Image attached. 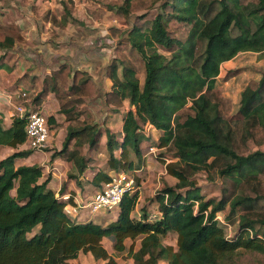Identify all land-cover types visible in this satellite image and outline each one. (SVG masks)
Returning a JSON list of instances; mask_svg holds the SVG:
<instances>
[{
    "label": "trees",
    "instance_id": "trees-1",
    "mask_svg": "<svg viewBox=\"0 0 264 264\" xmlns=\"http://www.w3.org/2000/svg\"><path fill=\"white\" fill-rule=\"evenodd\" d=\"M108 7L110 18L125 26L110 28L117 56L109 67L113 88L107 96L116 107L130 102L124 137L93 124L87 108L95 90L91 77L77 71L71 84V71L63 65L32 101L52 87L70 121L62 149L53 157L68 161L76 169L69 177L78 178L91 161L82 153L84 144L98 150L106 134L112 170L132 173L155 148L157 161L176 184L157 191L154 218L133 214L137 190L124 194L118 217L109 224L77 221L49 187L51 177L41 181L42 166L16 165L32 150L14 152L0 159V264H67L81 252L118 264L104 239L116 253L128 252L133 262L125 264H241L244 253L264 255V73L244 88L234 115L231 100L217 88L224 62L241 52L264 56V0H119ZM19 35L0 29V49L12 47ZM238 73L231 70L225 79ZM29 96L21 91L17 105L28 107ZM26 124V116L17 115L7 127L0 117V145L24 144ZM200 171L222 181L219 199L202 194L194 179ZM111 180L99 168L93 183L102 187ZM219 213L227 226L238 222L233 236ZM170 233L177 235L176 246L164 241Z\"/></svg>",
    "mask_w": 264,
    "mask_h": 264
},
{
    "label": "crops",
    "instance_id": "crops-1",
    "mask_svg": "<svg viewBox=\"0 0 264 264\" xmlns=\"http://www.w3.org/2000/svg\"><path fill=\"white\" fill-rule=\"evenodd\" d=\"M110 1L0 0V29L4 31L11 29L20 33L12 47L0 49V117L3 118L5 125L10 127L14 116H17L15 109L17 96L21 91H27L30 95L27 100L31 103L27 108H40L48 117V121L49 118H54V123L49 125L50 137L47 148L32 149L26 142L17 148L4 146L14 150L11 154L32 150L30 155L17 158L16 165L42 166L44 177L41 181L50 176L49 187L66 201V206L86 204L101 188L93 183V178L99 170V166H95L99 162L96 154L107 152V135L102 136L98 150L92 149L89 142L84 144L82 153L86 158L91 159L89 166L78 178H70L69 175L71 172L76 173V169L71 168L69 162L61 156L53 157L54 152L62 149L70 125V121L61 109L60 100L50 87L40 101L34 103L32 101L45 91V83L63 65H67L71 71L68 77L71 84L77 71L84 72L91 77L95 89L94 94L87 99L88 117L94 118L93 124L107 127L118 134L119 140L123 139L124 115L131 109L130 102L125 100L121 107H116L113 103H108L107 96L113 88L109 67L117 56L116 39L111 34L110 28L115 26L124 29L125 26L110 18L111 10L108 7ZM65 16H68L66 24L63 23ZM245 53H239L224 64L228 67L233 62L236 66L235 59ZM253 54L254 64L264 63L262 53L253 52ZM111 109L117 111L111 112ZM132 109L135 110V107ZM79 120H85V115H81ZM150 128L151 125H148V129ZM75 142L76 139H73L70 145H74ZM158 164L160 162L149 154L146 163L133 172L145 174L146 178L153 176L156 179L157 171L160 169H154L160 167ZM161 166L160 174L169 181V185H172L170 179L174 178L166 172L165 164ZM159 182L161 183L160 179ZM146 183L148 181L144 179L139 181L137 187L139 199L133 214L140 217L147 212L152 218L149 208H154V211L158 208L157 201L153 199L157 193L153 190L156 186L148 188ZM119 212L120 208L118 214ZM98 213L108 214V212L92 213L87 208L79 207V216H76V220L90 221L92 220L90 218ZM116 218L104 222L103 225L109 224ZM82 253L78 258L69 261L76 262Z\"/></svg>",
    "mask_w": 264,
    "mask_h": 264
},
{
    "label": "rangeland",
    "instance_id": "rangeland-1",
    "mask_svg": "<svg viewBox=\"0 0 264 264\" xmlns=\"http://www.w3.org/2000/svg\"><path fill=\"white\" fill-rule=\"evenodd\" d=\"M81 1L83 2L84 0H81ZM111 1L113 2V1H119V0H111ZM142 12L144 11H141L140 13ZM253 60H254L253 52H246L245 54H241L235 59V61L237 62L236 66H234L233 62L230 63L232 65H228V67L224 63L222 64L221 73L217 79V88L220 89L223 96L231 100L232 102V107L230 108L231 115L236 114L240 109L241 93L244 90V88L249 84L251 85L257 84L262 78V75L264 73V63L254 64ZM235 69H238L239 73L235 76L230 77L229 79H225L226 74L229 71L235 70ZM13 151L14 150L12 148H9L6 146H0V158L11 154ZM156 153H150V155H152L156 159ZM116 154L118 156L119 152L117 151ZM96 155H97V159L99 162H98V165H95V166H99L100 169L105 170L110 175H115V174L123 172V171L119 172L117 170H112L109 167L107 163L108 154L106 151L102 154L97 153ZM169 160H171V157L167 158V161ZM161 164L164 165L163 162H160V164H158V166L160 167H157V169L155 167L154 169V170L160 169L159 171H157L156 179L153 178V176L151 178H146L145 174L132 172V174L136 178V182H137V178H139V181L143 179L145 181H148V183H146V187L153 188L154 186H156L153 189L155 192H157L159 189H162L166 184L169 185V181L163 178L164 175L160 174L161 169H162ZM159 179L161 180V183L159 182ZM194 179L196 180L198 185L202 188V194L205 195L206 199H209V198L219 199L221 197V194H222L221 193V186H222L221 180L219 179L216 181L209 180L207 173H205L204 171L198 172L194 176ZM170 183L173 186L176 184V180L170 179ZM149 209L151 212V216H153V218L158 215V208H156L155 211H154V208H149ZM117 214H118V209H114L108 212V214L106 215L101 214V213L94 214V216L90 219L94 220L95 222L103 224L106 221H111L112 218H116ZM218 216H219L218 218L221 221V223L227 227L226 229L227 234L229 236H233L235 234V231L238 229V222H235V224L233 223L230 226L229 225L227 226L225 215L223 213H219ZM74 217L76 219V216H73V218ZM87 218H88V215H87ZM164 241L165 243L173 244L176 246L177 235L175 233H170L164 239ZM130 244H131V240H128L127 245L129 246ZM104 245L108 249L109 253L113 254L116 257L118 264H125V263L133 262V260L129 257L128 252H124L122 254L116 253L112 247V244L110 243L108 239H104ZM138 245H139V241H138ZM72 262H75V261H69L67 264H72ZM104 263L105 261L96 260L90 253H82L81 257L75 262V264H104ZM159 264H166V263L164 261H161ZM241 264H264V255L261 253H257V252L244 253L243 258L241 260Z\"/></svg>",
    "mask_w": 264,
    "mask_h": 264
},
{
    "label": "built area",
    "instance_id": "built-area-1",
    "mask_svg": "<svg viewBox=\"0 0 264 264\" xmlns=\"http://www.w3.org/2000/svg\"><path fill=\"white\" fill-rule=\"evenodd\" d=\"M77 1V0H71ZM26 93H23L25 96ZM28 101V100H27ZM16 114L26 116V143L32 149L43 150L48 146L50 126L48 117L40 108H27L25 105L16 106ZM152 148L151 153H156ZM136 178L132 173L122 172L112 176V180L103 183L99 191L86 204L79 206H66L65 211L70 216L79 214V207L87 208L90 212H110L120 208L126 192L137 190Z\"/></svg>",
    "mask_w": 264,
    "mask_h": 264
}]
</instances>
